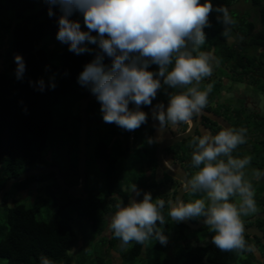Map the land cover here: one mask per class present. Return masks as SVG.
Masks as SVG:
<instances>
[{
	"label": "trees",
	"instance_id": "obj_1",
	"mask_svg": "<svg viewBox=\"0 0 264 264\" xmlns=\"http://www.w3.org/2000/svg\"><path fill=\"white\" fill-rule=\"evenodd\" d=\"M238 1L212 0V3L214 8L224 6L229 11ZM242 1L252 8L246 14L229 11L234 20L230 25L218 22V13H209L210 26L204 29L205 49L218 63L213 64L212 75L204 78L199 85L201 89L212 85L208 104L200 115L194 116L198 120V128L193 136L182 141L189 140L184 148L179 142L163 151V158L173 169L184 171L191 178L196 171L191 162L192 141L204 134L203 128L213 135L224 127L246 129V141L238 145L233 156H250V164L255 170L258 166L264 167V100L260 98L264 96V0ZM52 7L54 14L50 17L47 0H0V38L7 41L8 35L12 42L11 61L3 54L4 49H0V67L8 65L9 68V73L0 70V189L7 178L50 166L48 160L51 154L61 157V160L52 162V166L60 168L66 184L77 186L80 183L81 115L70 112V116L64 117L61 131H69L67 136L72 142L65 151L57 147L52 153L53 139L58 137L59 129L54 127V107L61 104L69 110L74 103L81 102L91 93L78 84L77 77L99 50L94 46L92 52L81 55L68 51L67 45L56 38L57 19L61 13L56 6ZM71 18L79 20L81 28L87 30L82 14L74 13ZM230 38L233 41L229 43ZM46 41L56 43L59 51L52 50ZM16 54H20L26 63L22 80L14 74ZM103 63L110 67L111 58L105 56ZM150 69L155 72L158 66L152 64ZM50 76L55 80L54 89L39 91L29 83L39 78L47 83ZM230 82L252 88L245 92L247 96L243 95L242 101L239 99L241 106L234 107L218 101ZM175 91L179 89L161 88L152 104L161 103L170 92ZM99 114V103L95 98L87 109L85 194L78 196L63 189L53 172L20 181L24 183V189L31 186L36 195L31 194L30 201L33 203L29 207L20 203L6 209L1 230L5 231V235L0 239V258L6 261L5 264H38L41 255L49 257L53 264H107L108 257L112 264H264V244L260 238L244 233L246 242L253 246L252 251H222L212 243L214 233L209 229L203 231V239H192L185 232L190 228L168 217L169 201L173 204L176 191L165 194L161 189L163 184H157L155 169L158 167L156 151L159 141L148 143L158 125L152 115H148L147 122L139 128L127 131L115 124H106L100 114L99 126H94L99 140L95 142L93 152L88 153L89 119L95 121ZM178 125L181 133L190 126ZM259 132L262 135H258ZM140 157L144 163L137 160ZM96 169L101 170L104 182L93 193L88 190L89 177ZM46 175L53 177L55 184L44 186ZM38 183L42 185L37 186ZM134 184L141 192L138 199L142 198L143 192H151L154 199L164 198L162 213L166 223L162 230L168 236L166 245L149 239L144 244L133 241L129 249H125L126 246L122 247L121 241L109 230L108 216L115 212L116 205L121 202L127 204L133 198L130 188ZM125 185L128 191L124 190ZM61 189L67 196L59 195L58 190ZM258 189L263 191L264 185ZM9 191L2 203H5ZM188 192L183 197L184 203L191 201ZM192 194L195 199L206 198L203 192ZM255 201L256 206L264 207V197L262 202L258 203V198ZM201 219L203 217L189 220L198 222ZM259 225L264 231V219L259 221ZM106 230L109 232L106 233ZM174 245L176 249L172 250ZM115 249L121 250V255L114 253Z\"/></svg>",
	"mask_w": 264,
	"mask_h": 264
},
{
	"label": "clouds",
	"instance_id": "obj_2",
	"mask_svg": "<svg viewBox=\"0 0 264 264\" xmlns=\"http://www.w3.org/2000/svg\"><path fill=\"white\" fill-rule=\"evenodd\" d=\"M47 3L50 17L54 14L52 6L61 13L56 38L67 45L68 51L76 55L90 53L93 51L90 45L99 50L84 65L77 82L95 96L106 124L127 131L139 128L148 120L141 106H151L158 90L167 86L179 91L169 93L166 107L158 103L153 108L151 115L158 122L157 135L149 137L148 143L158 142L169 126L187 123L189 129L192 127V118L207 106L212 89L211 84L205 89L199 85L212 75L213 64L218 63L210 53L200 50L206 38L204 29L210 26L211 12L219 14L218 22L234 23L227 8H214L212 0H47ZM74 13L83 15L87 30L81 28L79 20L71 18ZM105 56L111 58L110 67L103 63ZM14 62L15 77L22 80L26 63L20 54L14 56ZM152 64L158 66L155 72L150 69ZM29 83L39 91L56 86L51 77L47 83L43 78ZM130 104L134 107L130 108ZM246 131L224 127L215 135L205 131L194 138L191 162L196 171L186 188L193 193L203 192L206 198L176 204L169 201L168 217L172 221L203 217V224L214 233L212 243L222 251L253 250L244 238L242 221V217L257 210L255 190L244 172L251 157L233 156L238 145L245 143ZM255 178H264V172L256 170ZM130 190L133 198L127 204L116 205L109 230L122 247L133 241L144 244L149 239L166 245L168 236L162 230L166 223L162 213L165 201L154 199L151 192H143L142 198L136 199L140 190L136 185H131ZM38 264L53 261L41 255Z\"/></svg>",
	"mask_w": 264,
	"mask_h": 264
},
{
	"label": "rangeland",
	"instance_id": "obj_3",
	"mask_svg": "<svg viewBox=\"0 0 264 264\" xmlns=\"http://www.w3.org/2000/svg\"><path fill=\"white\" fill-rule=\"evenodd\" d=\"M251 8L252 7H251V5L249 3H245L242 0H240L237 3H235L229 9V11H235V12H238V13H245L246 14L248 11L251 10ZM9 37L10 36H8V35L6 36L7 41L6 40L3 41L0 38V46H3V48L0 47V49L1 50L4 49V51L2 50L3 54L5 55L6 58H9L10 61H11L12 42H11V39ZM232 41H233V38H230L229 39V43L232 42ZM47 46H51L52 50H56L57 52L59 51V50L56 49V43L51 44V42L50 43L47 42ZM94 46L95 45H90L91 48L94 47ZM205 46L206 45L204 43V45L201 46L200 50L206 52ZM0 70L1 71H6V73H9L8 65L5 68L0 67ZM50 77L53 78L52 76H50ZM229 87H231V88H229ZM251 90H252L251 87L245 88L242 84H239V83L234 84V83L230 82V85L227 86V88L224 89L222 91L221 95L218 97L219 98L218 101L220 103H222V104H230V105H232L234 107L237 106V105L241 106L242 105L241 101L243 99V95H246L247 93H245V92L251 91ZM88 92H90V91L88 90ZM260 98L264 100V96L263 95H261ZM251 99H253V98H249L248 100H251ZM255 101L258 103V100L255 99ZM167 102H168V97H165L164 100L161 101V103H163L164 105H167ZM80 106H81V102H76V103H74V106L71 109H69V110L66 107H64L63 105H61V104L56 105L54 107V127L55 126L59 127V129H58V137L53 139V145L54 146L52 147V153H54V151L56 150L57 147H59V149L61 151L62 150L65 151V149L67 148L68 144L70 142H72V140L70 138H68V136H67L69 131L65 130L64 133H63V131H61V128H62V126L64 124V121H65L64 117H66V115L68 116L70 112L71 113L75 112L76 115L79 114L80 113ZM152 106H155V105L152 104L149 107H152ZM245 107H247V106L245 105ZM99 110H100V104H99ZM100 114H101V112H100ZM100 114L98 115L97 118H95L96 119L95 121L89 119L90 132H89L88 153H90V152L92 153L93 152L95 142L97 140H99V133H98V131L96 129H94V126L95 127L99 126V121L98 120L100 118ZM154 121H156V120H154ZM183 125L184 126H188L189 124L183 123ZM169 127H170V135L169 136L175 137V136H177L176 134L181 133L179 125L174 126V127L173 126H169ZM202 130H203V132H205L204 128ZM156 132H157V130H156ZM258 135H262V133L259 132ZM162 138H164V137H162ZM188 141L182 142L180 144L181 148H184L185 144ZM56 159L57 160H61V157H57V156H55V154H51L50 159L48 160V163H49L48 165L52 166V162H54ZM137 160L143 161V163H144V160L141 159V157H140V159H137ZM137 160H136V164H137V167H139L140 164H139V162ZM97 168H99V167H97ZM257 170H260V171L264 172V167L258 166ZM255 171L256 170L254 169V166L252 164H249L247 166V168L244 170L245 179H247L248 181H250L252 183V186H253V188L255 190V197L254 198L255 199L258 198V203H259V202H262V200H263L264 190L260 191L258 189V187L261 186V185H264L263 184L264 183V178H262L260 180H257L255 178ZM45 178L47 179V182H45L43 184L44 186L45 185H50V184H55V179L53 177H51L49 175H46ZM7 180H8V178H7ZM103 182L104 181L102 179L101 170L100 169H96L95 172L90 174L89 187H88L89 189L88 190L89 191H93V193L98 191L99 188L102 187ZM40 185H42V184H40V183L37 184V186H40ZM23 187L25 188L24 183L23 184L21 182L15 183L14 186L9 191V193L7 194L5 203H1L0 204V239L3 238L4 235H5V231L1 232V230H2V227H3L4 223H5V212H6V209L10 208V207H13L14 205L20 204V203L25 204L26 206L29 207L33 203L32 201H30V196H31V194L36 195V191L31 186H29L28 189L27 188L24 189ZM58 193H59V195H62V196L66 195L67 196V193L64 192L62 189L58 190ZM192 195H193L192 192L189 191L187 196L189 197V199L194 200L195 198H192L193 197ZM256 208H257V210H256L255 213H253L251 215H248V216L242 217L243 226L258 227L260 229L259 221L264 219V214L262 213L264 207L256 206ZM110 217H111V215L108 216V221H110ZM201 220H203V219H201ZM206 229H208V226L203 228L202 230H197V231H194V232L191 231L190 229H186L185 232H186L187 237H189V238L193 239V238H197L198 237L200 239H203V231L206 230ZM107 232H109V231L106 230V233ZM131 244H132V242H130L125 247V249H129ZM173 247L174 248H172V250H175L176 246L174 245ZM120 252H121V250H116V249L114 250V253H117L118 255L120 254ZM255 253H256L257 256H259V252L256 249H255ZM155 254H156V252H155ZM115 256H117V255L115 254ZM114 260H115V262H117L116 257H115ZM5 263H6V261L4 259L0 258V264H5ZM106 263L107 264H112V260L109 259V257H108Z\"/></svg>",
	"mask_w": 264,
	"mask_h": 264
},
{
	"label": "water",
	"instance_id": "obj_4",
	"mask_svg": "<svg viewBox=\"0 0 264 264\" xmlns=\"http://www.w3.org/2000/svg\"><path fill=\"white\" fill-rule=\"evenodd\" d=\"M93 99H95V96L92 93H90L89 95L82 98L81 106H80L81 128H80V145H79V147H80L79 171H80L81 178H80L79 185L71 186V185L66 184L65 178L61 175V171H60L59 167L43 166L40 168L28 170V171H26V172H24V173H22L16 177L9 178L6 181L3 189L0 192V202L3 201L6 193L11 189V187L13 186V184L15 182H20L22 180H25V179L33 177V176L52 173V172L55 173L57 182H58L59 186H61L63 189H66L71 194L78 195V196L85 194V192H86V177H87L86 149H87V136H88L87 109L89 106V102ZM166 106L167 105H165V107ZM154 107L155 106H152V107L144 108L142 110L145 111L148 115H151ZM192 124H193L192 127L188 131L181 133L175 137L166 139V140L162 141L161 143H159V146H158L157 151H156V158H157L159 168L162 171H164L165 173H167L169 176H172L178 180H181L184 183V186L179 189V191L176 195L175 204L177 202H182L185 193L189 191L186 188V185H187V182L189 181V178L185 173L175 171L166 163V161L163 158V151L166 148L171 147V146H173L179 142H182L183 140L188 139L191 136H193L194 133L197 131V128H198V120L195 117L192 118ZM181 223L186 225L188 228H190L192 230H198V229L206 226L205 224H203V220H201L199 222H193V221L188 219V220L182 221ZM243 228H244V233L255 236L257 238H260L264 244V231L263 230H261L257 227H248V226H243Z\"/></svg>",
	"mask_w": 264,
	"mask_h": 264
},
{
	"label": "flooded vegetation",
	"instance_id": "obj_5",
	"mask_svg": "<svg viewBox=\"0 0 264 264\" xmlns=\"http://www.w3.org/2000/svg\"><path fill=\"white\" fill-rule=\"evenodd\" d=\"M157 123V121H155ZM157 135V132H155L154 134V137ZM170 135V127L168 128L167 131H165V133L163 134V137L164 138H161L159 140V143H161L162 141L166 140V139H169V138H172V136H169ZM165 160V159H164ZM166 161V160H165ZM166 163L168 164V162L166 161ZM169 165V164H168ZM170 166V165H169ZM179 172H183L185 173L187 176L188 174L184 171H180V170H177ZM155 177L157 178V184H163V186H161V189L162 191L166 194V192H169V193H172L173 191H176V194H175V198H176V195L179 191V189L181 187L184 186V183L181 181V180H178L172 176H169L167 173H165L164 171H162L159 166L155 169ZM189 180L191 179V177L189 176L188 177ZM135 185V184H134ZM124 190L125 191H128V186L125 185L124 187ZM138 188V187H137ZM131 192V190H130ZM132 193V192H131ZM133 194V193H132ZM164 194V195H165ZM134 195V194H133ZM136 199H138V197H135ZM175 198H174V201H173V204H175ZM164 199V198H163ZM122 203V202H121Z\"/></svg>",
	"mask_w": 264,
	"mask_h": 264
}]
</instances>
